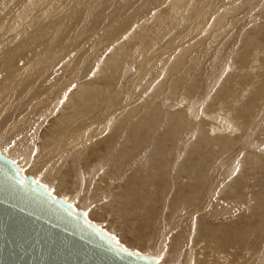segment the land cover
Returning <instances> with one entry per match:
<instances>
[{"label": "rangeland", "instance_id": "rangeland-1", "mask_svg": "<svg viewBox=\"0 0 264 264\" xmlns=\"http://www.w3.org/2000/svg\"><path fill=\"white\" fill-rule=\"evenodd\" d=\"M76 1L77 2L79 1L82 10L83 9L84 10L82 11V13H80L78 15L79 19L74 18V20H78L77 21L78 25H77L76 21H73L71 23L70 26L72 28H71L70 36L69 35L67 36V33H69V32L64 33V34L59 33L60 30H59V28H57L58 26H56V27L54 26L51 29L54 31L56 30L55 32L52 31L53 33L51 31H48L47 29H44V28H48L52 23L53 24L58 23L60 21V19L66 21L67 18L65 17V13L68 11V8L71 10V8H72L71 5H73V4L76 5V3H77ZM81 1H83V0H40L38 2H37V0H35V1L34 0H31V1L30 0L29 1L28 0H0V55L7 50L16 48V45H18L17 48L20 49L21 46H19V43L21 40L27 39L28 36L31 38L33 37L32 39L35 42H33L32 44H33V47L35 46L34 50L37 51L36 54L39 56L37 58H39L40 60L43 59V62H45V59H47V57H48L47 62L51 63L49 65H51L50 68L55 71L54 73L57 75V72H58V73H60V76L62 74V77H64V76L67 77L66 79H63L61 77L62 80H67L68 82H67V86L65 87V89H66L65 92H63L62 94L58 93L60 95L59 99L67 100L66 97L72 96L76 92V90H79L81 88L82 84L86 83V81L89 78H91V79H89V81L92 84V85L90 84V86H95V88L97 87L95 89L96 93H94V96H93V97H95V100L93 101V103L95 104V106L97 105L96 107L94 106L95 109L99 108V106H100L101 108L104 107L107 111L106 105L109 102H113L114 97L117 100L118 99L117 96L123 97V95H124V97L126 96L125 102L124 103L121 102L123 109L124 108L129 109V108L136 107V106L137 107L140 106V109L142 107H146V108H148V110L146 111V108H144L143 112H147L146 115H148L149 119H150L149 114L151 113V111L149 112V110H152V108H153L152 114L154 112L155 116H154V118H153V116H151L152 120H150V125L153 123L155 124V126L157 125L158 120H155V119L160 118V121H162V122L158 123V126H156V127L153 125H151V126L149 125L151 128L152 127L155 128V130L153 129V131H152V129H150L148 127V132H150V133L152 132L151 134L153 136L158 133L157 132L159 129L158 127H160L165 122H167V120H168L166 118L167 116L170 117V115L173 113V111L176 112V111L180 110V111H178L179 114L176 112L178 115L174 113L177 116H174L173 114L171 115V116H173V119H174L173 125L175 126L174 128H176V132L174 133L175 135H173V137L170 138L172 140V142L169 145L164 144L165 146H168V147L170 146L169 147L170 150H169V152L167 151L168 155L165 154L166 157L165 158L163 157L164 159L163 158L161 159L162 167H163V165H165L163 168L161 167L162 172H164V170H166V168L168 169L166 164L169 165L170 162H172V161H174L173 162L174 168L172 167L173 168L172 170H174V171L175 170L180 171L182 168L185 170L186 167L188 168L189 167L188 166V159L186 161H184L186 157H184V159L182 158V156L183 155L185 156V154H186L185 151H187V150H184L185 145L189 146L193 142L202 141L200 143H203V142H206L209 140V143L205 144L206 145L205 152H207V154H206L204 160H202V157L204 155L200 156L201 153H199V156H197L198 154L196 155V157H199L200 160L195 158L194 153H193V155H191V159L194 160V161H192V160L191 161L194 164H195V162H196V164H198V166L196 165L197 172L194 173L195 175L193 174L194 177L191 173L189 174L188 172H185L186 174L188 173L189 176L185 174L187 177L183 176L182 182H179L180 180H178L177 181L179 184V186H178L175 184V182H173L172 179H170V178H173L172 175H171L172 177L166 176V178H164V179H166V180H164V182L166 181L165 182V184H166L165 188L167 190H170V192H168L167 197L164 198L166 200L164 202L165 205L162 202L164 199L162 201L159 200L158 198L156 199V197L159 196V195H156L155 201H156V204H157V202H158V204L155 206V211L156 210L157 211L156 212L155 211L154 212H148L147 215L137 216V217L142 220L143 218L147 219L149 216L152 215L151 216L152 222H151V227H150L151 233H152V231H154L153 226L155 225V223H153V222H159L160 224H162V226L164 225L163 223H166L163 227H166L165 232L169 231L173 227L174 221H175V217L172 219L171 216L174 214V212H176L178 210H180L179 213L182 212L181 208H182V206H184L182 204L172 205V209H171V203L174 200L173 199L174 195L172 194L173 192L171 190H175V189L178 190L179 189L178 190L179 194L181 193V195H195L196 199H199V201H201V199L198 195H203V193L206 190H208V188H210L209 186L213 183V179H212L211 175L214 176L215 173L216 174L223 173V175H225V178L223 176L222 179L219 182H217V186L213 190L214 194L212 193V195H224V194L225 195H239V193H240V195H260V196H258V200H260L259 206L261 208L264 205V201L261 203V201L264 200V188H263V186H264V179H263L264 178V147H263L264 146V135L262 136V133H264L263 132L264 131V128H263L264 127V47H263L264 46V0H186V1L185 0H180V1L179 0H94L93 2H92V0L91 1L85 0V2L83 1L82 3H81ZM104 1L106 3H104ZM30 2H33L31 4L35 3L37 5L34 4L31 6H28L27 4ZM87 2L90 3V6L87 4ZM101 2H103V3H101ZM85 6H86V8H85ZM87 7H88V10H87ZM178 7H179V9H178ZM85 9L87 10V12H85ZM91 12H94V13H91ZM164 12H166V13H164ZM191 12L194 14H192ZM162 13H163V16H162ZM171 13H172V15H171ZM176 13H178V14H176ZM169 14H170V16L168 17ZM82 15H83V17L81 18ZM159 15H160V17H159ZM175 17H176V19H175ZM177 17H178V20H177ZM167 18H169L170 20L168 21ZM172 18H173L174 22H171ZM80 19L82 21H79ZM175 20H176V22H175ZM103 21H105V22H103ZM178 21H180L179 24H178ZM166 22L170 23V24H174V25L170 26V24H167ZM107 25L109 27H107ZM163 26L165 28L164 30L161 29V27H163ZM170 27H171V29H170ZM172 28H174V29H172ZM41 29H42V31H41ZM150 29H152V30H150ZM72 32L75 33L76 36ZM48 33H50L49 36H47ZM31 34H32V36H31ZM52 34H53V36H51ZM71 34H73V36H74V38H76V40L72 39L73 36ZM61 35L63 37H61ZM35 36H37V37H35ZM45 36H47L48 38ZM38 37H40V38L36 42V39H38ZM68 37H71L72 40ZM77 37H78V40H77ZM104 37L105 38L108 37L109 41H108V38L105 39ZM66 38H68V39H66ZM126 39H132L133 41L130 40V42L127 43ZM144 39L146 42L144 41ZM150 39H153L155 42H153V40H150ZM155 39L158 42H156ZM239 39H241V40L239 41ZM124 40H126V42ZM141 40L144 43H147V41L153 42L152 44L154 47L152 46V44L146 47L147 44L142 43ZM244 41L249 42V44L251 41V44H250V46L247 47V49H245V46L243 45ZM70 42H73V43H70ZM95 42H96V44H95ZM103 42H104V44H103ZM156 43H157V46H155ZM89 44H93V45H89ZM122 44H125V46H126L127 55L122 57L120 62L118 61V63H117L118 65H115L114 63L113 64L108 63V60L112 59V56L109 55V52L111 50L115 51V52H113L114 54L116 53V54H120L122 56H123L122 53L126 52V51H123V52L120 51ZM173 44H174V46H173ZM170 45H171V47L172 46L173 47L171 48ZM224 45H227V46H224ZM93 46L94 47L96 46L95 50H94ZM117 46H119L120 48H118ZM259 46L261 49L263 47L261 52L259 51L260 49H258ZM106 47L108 49H106ZM158 47H159V50H160V48L163 49V48L167 47V50L170 48L169 51L171 54L168 55V57H167L164 54L165 52H163V54H164L163 55L162 51H166V49L161 50L159 52V50H157ZM91 48H93V50ZM140 48L142 50H140ZM187 48H190L189 50H187L188 52L185 51V49H187ZM144 49H148V51L145 52ZM154 50H155V53H154ZM156 50L158 51V55L161 54L159 57L160 59H162V57H164L165 60L169 58L166 61L167 65H168V62L170 60H173V61L178 60V58L176 56L181 51L183 52V54H181L182 58H183V55L185 52H186L185 56L188 55V56H186V58L188 57L187 59H189L188 61L184 56V59L186 60V62H184V59H183V61H181V63L179 61L176 64L173 61L172 62L174 64L170 63V66H168V67H170L169 69L172 70L170 74L172 75V78H173V76H174V78L173 79L171 78L172 81L170 79H168L172 82L171 83V82L167 81L166 83L168 85L161 82L160 79H161L162 73H160V72L162 71V69L160 70L159 67H156L154 64V62L159 61L160 59L154 61L152 58V60L154 62H152V60H151V57L156 56V54H157ZM213 50H214V52H213ZM94 51H95V53H94ZM38 52H39V54H38ZM139 52H141V53H139ZM210 52H211V54H210ZM243 52H244L245 58H244V56H240V54L243 55L242 54ZM41 53L43 54V58L40 56ZM84 53H86V54L84 55ZM89 53H91V54L93 53V54L91 55ZM96 53H97V55L101 54L100 63L102 62L101 63L102 65H103V62L106 61V64L104 66H101L102 67L101 69H104V70H99L98 74L94 75V70L97 71L96 68L98 67V64L91 63V65H87V64H90V62H92L91 60H89V62L86 60L87 62H84L85 64L84 63H82V64L78 63V65L75 64L78 61L77 59H79L78 57L82 56V54L84 57H87V55L89 54L88 55L89 57H87V58L91 59V58H94L95 56H97ZM131 54H133L132 56H135V58L131 57ZM136 54H137V56H136ZM138 54H139V56H138ZM152 54H154V55H152ZM148 55H150V56L148 57ZM210 55H212V56H210ZM213 55H215V56H213ZM170 57H171V59H170ZM178 57H179V55H178ZM198 57L200 59L197 62L196 58H198ZM174 58H177V59H174ZM239 59L242 62L246 61V59H247V61H246V63L244 62V64L240 65ZM243 59H244V61H243ZM123 61H125L124 64L126 63V65L123 64ZM129 61L133 62V64H132L133 66L131 65L132 69L128 72L125 69H127V66L131 67ZM144 61H145V64H143ZM147 61H149V63H147ZM161 61H164V60L162 59L159 62H161ZM37 62L39 63V61L36 60L35 63H37ZM186 63L188 65H190L192 63L191 65L194 64L196 67V68H194V65L191 66L190 72L193 71L192 73H190L191 75L194 74V71L197 68L200 71H202V69H204V67H206V69H209L208 71L212 72V74H213L212 76H216L218 74L220 68H222L220 74L218 75V78L215 80V83L211 85V88H210L211 90L209 92L207 91V93H205L206 96L205 95H204V97L200 96L203 92V86H204L205 82L203 79L204 75L202 76V78H200L199 75L202 74L203 72L199 73L200 71L196 70L197 74L195 72V74L193 75V76L196 75L195 76L196 78L191 76V75H189V76L185 75V74L181 75L180 73H178V70H180V68H181L180 65L183 66L185 64V66H187V68L184 67V69H186V70L190 68V67L188 68V65H186ZM221 63H223V64H221ZM141 64H143L144 66ZM151 64H153L152 65L153 66L152 71L154 72V73L152 72L151 74L153 77H155V75L156 76L158 75V77H156V79L152 78L151 75L149 76V74L147 75L148 76V78H147V76H145L146 73L145 74L142 73V71L144 72V70L149 71L152 68ZM177 64H178V66H177ZM201 65H203V66H201ZM89 66H92V67L90 68ZM0 67H1V65H0ZM168 67H167V69H168ZM177 67H180V68H177ZM199 67H201V69ZM65 68H67L68 71L64 72L63 70H65ZM192 68H194V70H192ZM62 71L64 73H67V74L64 75ZM79 71H80V73H78ZM100 71L101 72L103 71V72L101 73ZM148 71H147V73H148ZM175 71H177V72L175 73ZM76 72L78 73V75L82 74L81 77H79L80 75L77 77H73V75ZM177 73L180 74L181 76L178 75ZM1 74L2 73H0V77L2 76ZM139 74L141 76H139ZM90 75H91V77H90ZM104 75L107 77H103ZM136 75H137V77L141 78L142 82L139 81V83H137L138 80H140V79L136 78ZM197 75H198V79H197ZM38 76H40V74L37 75V77ZM68 76H69V78H68ZM100 76H102L103 78H101ZM129 76H130V79L128 78ZM143 76L147 78V81L145 80V78ZM93 77H94V79H93ZM142 77L144 78V80L146 82L143 81ZM131 78L132 79L134 78L135 80L133 79L134 80L133 81ZM149 79L151 80V82ZM128 80L130 82L132 81V84H133V87L131 86L132 88L130 87V84H128ZM157 80H159V82ZM195 80H197V84H199V85H196V82H194ZM29 81H33V84L37 83L32 76L29 77ZM135 81H136V84H134ZM188 81H190V82H188ZM124 82L127 84H125ZM140 82H141V84H140ZM149 82H150V84H149ZM160 82H161V86L165 85L166 87H164V86L160 87L159 86ZM193 82L195 85L192 84ZM208 82H209V80L207 81L205 86L208 84ZM248 82L250 84H248ZM174 83H176V84H174ZM187 83H189L188 86L190 85L189 86L190 88L187 86ZM251 83H252V85H251ZM93 84H95V85H93ZM101 84H103L102 87H100ZM124 84L127 87H125ZM173 84L175 85L174 88H176V89L173 88L170 90L169 87H170V85L173 86ZM137 85H138V88H137ZM84 86H87V85L84 84ZM134 86H135V88H134ZM186 86L188 89L186 88ZM128 87H130V90L132 89L131 90L132 94H131V91L128 90ZM153 87H155V88H153ZM248 87H250V88H248ZM126 88H127V90H126ZM152 88H153V91H155L158 95H156L155 92L151 91ZM161 88H163V89H161ZM184 88H186L185 92L183 91ZM191 88H192V90H191ZM155 89H157L159 92ZM165 89H166V91L168 90V92L165 93L164 92ZM178 89H180V90L183 89L181 91L184 93H182L181 91H179L177 93L176 91ZM186 90L189 92L187 93ZM99 92L104 93V94H101ZM139 92H141V93H139ZM169 92H171V93H169ZM148 93H151V94H148ZM161 93H163V94L160 98L159 94H161ZM213 93H215V94H213ZM222 93H223V95H222ZM138 94H139V96H138ZM153 94L156 95L157 100L161 99V101L156 102V99L155 100L152 99L155 97V96H153ZM165 94H167V95H165ZM163 95L166 97H163ZM191 95L193 96V98L194 97H195V99L197 98L198 102L197 101L195 102V99H193ZM61 96H63V97H61ZM103 96H105L106 98L104 97V99H103ZM167 96L169 97L168 100H170V102L173 100V99L171 100V98L177 99L175 101H179V102H177L175 105H172L173 104L172 103L173 101H172L171 102L172 104H170V106H171L170 107L168 105L169 101H164V99L165 100L167 99ZM187 96L189 99L187 98ZM197 96H200V100L198 99ZM147 97H149L148 100H147ZM181 97H184V100L185 99L186 100L185 101L182 100L183 102H181V99H183ZM236 99H237V101H236ZM251 99H252V101H251ZM104 100H106V101H104ZM119 100L122 101L120 98H119ZM149 100H151V101H149ZM162 100L164 101L163 103H162ZM188 101L189 102L190 101L195 102V103H197V105L196 104H195L196 106L194 104L192 105V102L188 103ZM153 102H155L156 104L155 103L153 104ZM165 102L167 105L164 104ZM186 102L188 105H184ZM249 102L251 104H249ZM199 103H200V106L198 105ZM125 104H127V105L125 106ZM149 104H152L151 105L152 108L149 107L150 106ZM158 104L160 107H158ZM178 104L179 105L181 104V105L179 106ZM59 105H60V103L51 112L57 113V109H58ZM201 105H203V107ZM236 105H237V107H236ZM238 105H240L239 106L240 108L238 107ZM251 105H252V107H251ZM127 106H128V108H126ZM167 106H169V107H167ZM193 106L196 107L195 108L196 112L198 110V113H196L197 116H195V112H194L195 109ZM197 106H199L200 108H198ZM160 108H162V110L166 111L170 115H168L167 113H164V111H161ZM236 108H238V110ZM243 108H245L246 111H243V110H245ZM100 109L95 110V112L100 110ZM120 109H122V108H120ZM115 110L117 111L119 109L117 108ZM191 110H193V111H191ZM199 110H201V111H199ZM189 111H190V113H189ZM202 111H204L203 114L201 113ZM247 111H248V113H247ZM51 112H49V115H48L49 119H48V117H46V120H45L46 122L41 123L39 125L40 127L37 126L38 131L36 130L37 131L36 134L40 138L45 137V135L49 132L48 130H50V127L52 126L51 123H52V119H53V114ZM199 112L201 114H199ZM158 113L162 114V116L160 115V117H158L159 116ZM180 113H182L183 115ZM112 114L115 115V113H112ZM112 114L108 117L110 120L107 118V120L105 121L106 127H104L105 123L102 124L103 128L100 130V133L96 136L103 137V138L107 137L106 134H107L108 128L110 126V124L108 125V123L113 121L114 117H115ZM135 114H137V112ZM214 115L215 116L219 115L220 117L217 116L218 118H216ZM226 115H228V116H226ZM225 116L228 118H226ZM213 117L215 119H217L218 121L215 120ZM225 118H226V120H225ZM230 118L232 119L233 124L235 122L236 125L234 124V126L233 125L230 126L229 123H225L228 121L232 122ZM187 120H189V122ZM224 120H225V122H224ZM181 122H183V123H181ZM186 122H188V123H186ZM178 123H181V125L176 126ZM223 124H225V125L223 126ZM227 124H229V125L226 126ZM237 124L239 125V127H237ZM94 125L96 126L95 123H94ZM94 125L89 130L90 135H91L90 131H93L95 129ZM48 126H49V128L47 130ZM200 126H201V128H200ZM93 127H94V129H93ZM188 127H190V128H188ZM220 127H221V129L226 128V130H225L226 132H224V130H221ZM231 127L234 128V130L231 129ZM199 128L202 130H200ZM44 129H46V130H44ZM261 129H263V130H261ZM258 130H259V133H258ZM260 130L262 133H260ZM45 132H47V133H45ZM228 132H230V133H228ZM249 133H250V135H249ZM258 134H260L261 136ZM175 136H176V139H175ZM256 136H257V138H261V137L262 138L261 139H257V138L255 139ZM53 137H54V135L51 136V139ZM92 138H94V137L90 136V139H92ZM173 138L175 140H173ZM244 138L247 139L246 140L247 144L244 142L245 141V140H243ZM206 139H208V140H206ZM254 139H255V141H254ZM52 140L54 141L55 139H52ZM155 140H158V137ZM260 140H262V141H260ZM53 141L47 145L49 147H52L53 145H51V144L53 143ZM184 141L186 143H184ZM248 141L249 142L254 141L253 143H255V144L257 143V144H256V146L251 145V144L249 145ZM181 142H183V143H181ZM243 142L246 144L245 146H244ZM54 143H55V141H54ZM179 143H180V145H179ZM181 144H184V145L182 146ZM221 144H224V145H221ZM241 145L245 147V148L244 147L242 148L243 151L241 150ZM247 145H248V147H247ZM97 146H100V144H98V145L96 144L95 149L97 148ZM181 146H182V148H181ZM259 146H261L262 148L260 149ZM174 148H176V149H174ZM237 148L240 149V153H238V155H240V156L237 155V158L235 156V158H233V160L231 161L232 163H231L230 162L231 159L227 160L228 158H230V156H228V155H231V153H233L234 149L236 150ZM44 150L46 151V149H44ZM99 151L97 153H99ZM172 151L173 152L175 151V152L173 153ZM179 151H180V154L182 153L181 154L182 160H179V159H181L179 156L180 154H178ZM176 152H177V154H176ZM210 152L212 153V155ZM93 153H95V151ZM170 153L171 154L173 153L172 156ZM209 154H210V156H209ZM32 156H34V155H32ZM170 156H171V159L174 156V159L169 160L168 158ZM207 156H208V158H206ZM208 159H209V161L207 162ZM93 160H94V158H93ZM162 160H166V161L163 162ZM175 161H176V163L177 162H179V163L176 164ZM182 161L185 163H183ZM200 161H202V162L204 161V163L200 164ZM156 162L152 163V165L154 164L155 170L157 169V171H158L159 167L156 168L158 166L157 165L158 162L157 163ZM166 162H168V163H166ZM180 162H182L183 164ZM14 163H17L18 165L20 164V162L18 160H17V162L15 161ZM96 163L97 162H92V164L89 163V165H87V164L82 165V166H80V169L85 166V168H82L81 170L83 171V169H84L85 171H87V169H88L87 166L92 165L91 168L89 167L90 168L89 171L90 170L92 171V169H94L92 167H95ZM205 163L208 165V166H206V167H208V169L205 167V165H206ZM218 163H219V165H218ZM228 163H230V165ZM178 164H179V166H178ZM113 165H115V167L117 166L116 169H118V171H115V172L111 171V169L108 168L109 166L108 167H104V166L101 167V170H100L101 172L100 171L97 172V174H95L96 178L94 177V179H93V181L95 183L94 182H92V183H94V185L91 183L90 187L88 189L89 190L91 189L93 191V189L96 185H98V186L101 185L103 188L104 187L106 189L109 188L108 190H110L111 188H115L117 186L116 187V188H118L117 191L120 192L121 186L123 188V186H125L127 184L126 182H128L127 181L128 180L127 175H125V174L129 173L130 168L128 169V167H127V171H128L127 172L126 168L124 170V168H122V166H121L120 169H123V171L126 172V173L123 172L124 173L123 176L126 179H124V177H122L124 180L123 179L120 180L122 182V184L124 183L123 185L120 183V181H119V183H116V185H114L115 183L112 182L111 179H109V178L114 179V177H113L114 175H112V174H115L117 172L120 173V172H122V170H120L118 168V167H120L119 165H117V164H113ZM181 165H183L184 167H182ZM19 166L21 167V164ZM111 166H112V164H111ZM203 166L205 167L204 172H202L200 169V168H204ZM180 167H181V169H179ZM95 168H97V164H96ZM21 169H23V168L21 167ZM108 169L111 171L110 176H109L110 171ZM137 169H139V168L137 167ZM183 169L181 171H183ZM155 170H154V172H157ZM213 170H214V172H213ZM106 171L108 173H106ZM224 172H226V173L224 174ZM138 173H136V174L138 175ZM227 173H228V175H227ZM105 174L106 175L108 174L107 176H109V178H107L108 181L106 180V182L102 180L103 178H105V176H106ZM120 174H122V173H120ZM100 175H101V177H100ZM190 175H192V176H190ZM86 176H87V174H86ZM86 176H85V179L87 181L85 180V182L83 183V186H87L88 185L87 182H91V181H88L89 176L88 177H86ZM167 177H169V178H167ZM189 177H192V178H189ZM155 179H156V176H155L153 182L155 181ZM168 179H170V180H168ZM109 180L112 183V187L110 185L111 183L109 182ZM192 180L195 182L193 183ZM97 181H98V184H97ZM73 182L76 185L78 184V182L76 183L74 180H73ZM188 182H191L192 184L188 183ZM71 183H72V181H71ZM169 183H172L173 185L169 184ZM182 183L188 184L187 187H186V184L182 185ZM254 183H255V185H254ZM39 184H41V183H39ZM74 184L64 185L63 187H65V188L62 187L63 189L58 191V193H56L55 191L54 192L51 191V192L54 193L55 196H61L65 200H68L69 203L72 202L71 205L73 206V208L78 209L81 206L80 201L82 203V200H80V198L78 199V197L80 196L79 190L77 192V195L73 196V194H72V195H69V197L67 196L68 194H70L69 190L71 193L74 192V189L76 188V185H74ZM119 184H120V186H119ZM49 185H51V184H49ZM49 185H48V187H49ZM57 185H56V183H53L52 186H54V187H52V189H54ZM91 185L93 188L91 187ZM170 185L174 186L175 188L173 189V187ZM101 186H99V187H101ZM157 186L156 187L153 186L152 189L155 191H158V190L154 189V188L159 187V186L158 187ZM184 186H185V188H184ZM81 188H82V186H81ZM71 189H73L72 190L73 192L71 191ZM123 189L121 191H123ZM113 190L114 189H111V191H113ZM181 190H184L183 194H182ZM98 191H100V190H98ZM185 191L187 193H185ZM100 192H99L100 193L99 194L96 190L95 191L96 195H93L94 194L93 193L91 195H88V197L86 199L89 201L90 200L91 201L97 200V197H98L97 201H102L103 199H106V196L102 195V191H100ZM158 192H160V191H158ZM164 192H166V191H164ZM242 192H243V194H242ZM166 194H167V192L163 193L162 195H166ZM209 194H210V192L208 193V195ZM100 196H101V198H99ZM106 200L105 201L103 200L102 202H106ZM111 201H113V200L111 199L110 202ZM160 201H161V203H160ZM102 202L98 203V204L97 203L90 204L91 202H88L89 207H87V209H86L87 211L85 210L83 213L89 221L98 225L102 230H104L105 232L110 234L118 243H120L121 245H123L126 248L134 249V250L139 251V252H144V253H147L148 255H153V253H155L154 249L155 248L157 249V247H158V249L162 250L161 251L162 254L168 253L169 245L166 244V241H164V242L162 241V236H159L156 243H153L154 248L152 247L150 254L146 250V248H148L146 243L139 245V246H141L140 248H139V246H131V245L126 244L125 239L139 236V234H140L139 231L137 229L127 230L123 227L120 228L121 226L119 227V225L114 221L115 218L112 215L110 217H107V216L105 217V215L103 214L105 212L104 208L101 209L102 211L99 209L101 211V214H103L102 217L100 216L101 215L100 214L99 216L94 218V212L95 213L97 212L96 213L97 215L100 213V211H97L98 210L97 206H100V205H102V207L105 206V204L103 205ZM107 202H108V200H107ZM113 203L114 202H111L110 204H113ZM253 206H254V202H253V200H250L249 205H248V209L252 208ZM163 207H164V209H163ZM262 208L264 209V206ZM159 209L161 210V213H159L160 212ZM91 211L93 214L91 213ZM158 213L161 214V216ZM239 213H243V212H239ZM153 214H155L154 215L155 217L153 216ZM157 214L159 215V217ZM163 216H164V219L166 217L167 221L166 220L164 221V219H163L162 220L163 223H162L161 219L163 218ZM157 217L160 218L159 221H157V219H158ZM98 218H100V219H98ZM155 219H156V221H155ZM224 221L225 220L222 219V222H220L219 218L215 219V220H211L209 217H205L203 214H201V219H200L199 215H195V217H194L196 229H202V230L206 229L208 231H209V229H213L215 231H212V232H214L215 234L213 233L212 236H215L216 238H221V236L224 237V235L226 234V230L219 232V230H217L216 228H210V227H216L217 226V227L225 228L224 225H225L226 221L225 222ZM107 223H109V225ZM193 231H194V229H192V231H191V234H193V235H191V238L194 239V232ZM212 232L210 231L209 233H212ZM171 234H173V233H171ZM201 235L202 234L199 235V238L194 239V242L196 243V245L194 246L195 248L193 247V245L189 246L191 248V251L193 252V256L195 257V258L193 257L194 258L193 262L195 264H218L217 262H219V264L229 263V261H226V262L221 261V260L219 261L218 260L219 257L216 254H214V250H212V246H214V243L212 241H209L205 234H203L204 237H202L203 235L202 236ZM170 237H171V235H170ZM225 245L226 244H224V247L219 248V249H231V248L241 249L240 246L237 244H231L230 246H225ZM214 248H216V247H214ZM182 251H184V249H182ZM206 251H208V252H206ZM184 252H186V249ZM214 255H216L215 258L212 257ZM157 258H158L157 260L160 263H162V264L166 263L163 261V258L162 259H160V257H157ZM216 258L218 261L216 260ZM186 259H188V257ZM184 260H185V258L182 261L184 262ZM205 260H206V263L204 262ZM193 262H192V260H188L187 264H193ZM213 262H215V263H213ZM166 264H171V263L167 262Z\"/></svg>", "mask_w": 264, "mask_h": 264}, {"label": "bare ground", "instance_id": "bare-ground-1", "mask_svg": "<svg viewBox=\"0 0 264 264\" xmlns=\"http://www.w3.org/2000/svg\"><path fill=\"white\" fill-rule=\"evenodd\" d=\"M29 1V0H28ZM31 1V0H30ZM35 1V0H34ZM40 1V0H37V2ZM85 2V0H83ZM81 1V3L83 2ZM89 1V0H88ZM91 1V0H90ZM94 0H92L93 2ZM180 1V0H179ZM186 1V0H185ZM70 2V1H69ZM77 2V1H76ZM91 2V3H92ZM33 2H30L28 3L27 5L28 6H31V5H34V4H31ZM97 3V2H96ZM103 3V2H101ZM100 3V4H101ZM104 3H106L104 1ZM185 3V2H184ZM71 4V3H70ZM87 4L90 6V3L87 2ZM37 5V4H35ZM85 5V4H84ZM83 5V6H84ZM103 5V4H102ZM181 5V4H180ZM72 8L71 10L68 8V11L65 13V17L67 18V20H61L56 23V24H51L48 28H44V29H47L48 31H54V30H51L54 26H58L57 28H59V33H67V36L69 35L70 36V33H71V23L73 21H78V20H74V18H78V15L80 13H82V8H81V5L79 3V1L73 5H71ZM88 6V7H89ZM179 6V5H178ZM88 7H87V10H88ZM176 7V6H175ZM86 8V6H85ZM193 8V7H192ZM99 9V8H98ZM97 9V10H98ZM102 9V8H101ZM106 9V8H105ZM179 9V7H178ZM87 10L85 9V12H87ZM90 10V9H89ZM81 11V12H80ZM84 12V13H85ZM169 12V11H168ZM167 12V13H168ZM193 12V11H192ZM191 12V13H192ZM91 13H94V12H91ZM166 13V12H164ZM197 13V12H196ZM178 14V13H176ZM194 14V13H192ZM198 14V13H197ZM196 14V15H197ZM108 15V14H107ZM172 15V13H171ZM181 15V14H180ZM183 15V14H182ZM190 15V14H189ZM87 16V15H86ZM106 16V15H105ZM162 16H163V13H162ZM161 16V17H162ZM170 16V14L168 15V17ZM83 17V15L81 16V18ZM97 17V16H96ZM99 17V16H98ZM160 17V15H159ZM179 17V16H178ZM178 17H177V20H178ZM188 17V16H187ZM180 18V17H179ZM79 19V18H78ZM168 21L170 20L169 18H167ZM176 19V17H175ZM72 20V21H71ZM107 20V19H106ZM79 21H82L81 19ZM157 21V20H156ZM75 22V23H76ZM84 22V21H83ZM88 22V21H87ZM91 22V21H90ZM105 22V21H103ZM171 22H174L173 21V18L171 20ZM176 22V20H175ZM180 21H178V24H179ZM182 22V21H181ZM101 23V22H100ZM160 23V22H159ZM167 23V22H166ZM99 24V23H98ZM167 24H170V23H167ZM166 24V25H167ZM75 25V24H74ZM77 25H78V22H77ZM83 25V24H82ZM160 25V24H159ZM174 24H170V26H173ZM214 26V25H213ZM107 27H109L107 25ZM150 27V26H149ZM160 27V26H159ZM182 27V26H181ZM180 27V28H181ZM74 28V27H73ZM92 28V27H91ZM158 28V27H157ZM56 29V28H55ZM70 29V30H69ZM83 29V28H82ZM85 29V28H84ZM95 29V28H94ZM160 29V28H159ZM161 29H165L164 26L161 27ZM169 29V28H168ZM167 29V30H168ZM171 29V27H170ZM174 29V28H172ZM176 29V28H175ZM99 30V29H98ZM152 30V29H150ZM42 31V29H41ZM56 31V30H55ZM54 31V32H55ZM83 31V30H82ZM159 31V30H158ZM170 31V30H169ZM47 32V31H46ZM81 32V31H80ZM84 32V31H83ZM82 32V33H83ZM36 33V32H35ZM45 33V32H44ZM53 33V32H52ZM73 33V32H72ZM166 33V32H165ZM50 33L47 34V36H49ZM75 34V33H73ZM73 34H71L73 36ZM144 34V33H143ZM146 34V33H145ZM157 34V33H156ZM35 35V34H34ZM38 35V34H37ZM46 35V34H45ZM152 35V34H151ZM206 35V34H205ZM32 36V34H31ZM39 36V35H38ZM42 36V35H41ZM45 36V37H47ZM53 36V34L51 35ZM60 36V35H59ZM66 36V37H67ZM71 36V37H72ZM76 36V34H75ZM159 36V35H158ZM37 37V36H35ZM55 37V36H54ZM61 37H63L61 35ZM71 37H68L71 39ZM106 37V36H105ZM104 37V38H105ZM113 37V36H112ZM139 37V36H138ZM33 38V37H32ZM31 37L28 36L27 39H23L20 41L19 43V46H21L20 49L17 48L18 45H16V48L14 49H10V50H7L5 52H3L1 55H0V73H2L1 77H0V151L1 153L5 154L6 156H9L13 159V161L17 162V160L20 162L21 164V167L23 169H21V173L23 175H26V174H31L34 179L36 181H38V183H41V185H43L44 187H47L49 189V191L51 192H56L58 193V191H60L61 189L65 188L63 187L64 185H68V184H74L73 180L78 184H74L76 185V188L74 189V192L72 191L73 189H71V191L73 193L70 192L69 190V193L67 196L69 197V195H77V192L79 190V197L78 199L80 198V200H82V203L80 201V204L81 206L79 208H81L83 210V212L87 209V207H89V203L88 202H91L90 204L92 203H101L103 200L105 201L106 199V202H102V204L105 206L102 207V205L100 206H97V211H100L102 208H104V215L105 217H110L111 215L115 218L114 221L119 225L120 228H125L127 230H132V229H137L139 231V236L137 237H132V238H127L125 239V243L128 244V245H131V246H139V245H142L143 243H146L148 248H146L147 252H151V249L153 247V243H156L157 239L159 236H162V241H166V244L169 245V251L167 254H162V250L157 249L155 251V253H153V256H155L156 258L157 257H160V259L163 258V261L164 262H170L171 264H187V261L188 260H194V256H193V252L191 251V248L189 246L193 245V247L196 245V243L194 242V239L195 238H199V235L200 234H205L207 236V239L209 241H212L214 243V246H212V250H214V254H216L219 258L218 260L220 261H229V263H225V264H264V209L260 208V200H258V196L260 195H212L213 193V190L215 189V187L217 186V182H219L222 177L224 176L225 178V175H223V173H219V174H214L211 175L212 176V179H213V183L209 186L210 188H208V190H206L203 195H198L201 199V201H199V199H196L195 195H181V193L179 194L178 190H171L174 195L173 197V201L171 203V209H172V205H179V204H182L184 206H182V212L179 213L180 210L174 212V214L171 216V218L173 219L175 217V221H174V225L173 227L165 232V228L166 227H163L166 223H163V219H164V216L163 218L161 219L162 223L164 224L162 226V224H160L159 222H153L155 223V225L153 226L154 228V231H150V227H151V222H152V215L149 216L147 219L146 218H143L142 220L139 219L137 216H144V215H147L148 212H154L155 211V206L158 204H156V199L158 198L159 200H163L164 198L167 197L168 195V192H170V190H167L165 188V182L164 178H166V176H173V178H170L173 180V182H175L176 185L179 186L178 184V180H180L179 182H182V177L183 176H186L188 175V173L190 174H194L195 172H197V169H196V165L198 166V164H195L192 162L194 160L191 159V155H193V153L195 154V158L199 159V157H196L199 156V153H201L200 156H203L202 157V160L205 159V156L207 154V152H205V148H206V145L205 144H208L209 143V138L206 139L208 141L206 142H203V143H200L202 141H198V142H193L191 143L189 146L188 145H185V149L184 150H187L185 151V156L183 155L182 158L186 161L188 159V166L190 167H186L185 170L183 169V171H181V167L179 169H181L180 171L179 170H172L174 167H173V162H170V164H166L168 169L166 168V170H164V172H162L161 170V167H162V162H161V159L165 156V154L168 155L167 151L169 152V147L168 146H165L164 144H170L172 142V140L170 139L171 137H173V135H175L174 133L176 132V128H174L175 126L173 125L174 123V119H173V116H171L172 114L174 116H177L179 113L178 111H173V113L170 115L169 113H167L166 111L162 110L161 111H164V113H167L168 115H170V117H166L168 120L167 122H165L163 125H161L160 127H158V133L155 134L154 136L148 132V127L150 129H153L155 130L154 127H150L151 125L155 126V124H151L150 125V120L151 119V116H153L154 118V112L152 114V111H153V108L151 107L152 104H149L152 108V110H149V112L151 111V113L149 114L150 115V119H149V116L146 115L147 112H143L144 111V108L146 107H142L140 109V106L139 107H132V108H129V109H123V106L121 105V102L124 103L125 102V99H126V96L123 97L122 96H117V100L116 98L114 97L113 98V102H109L106 106H107V111L106 109L103 107L101 108L99 106V108L97 109H100L98 111L95 112V104L93 103V101L95 100V97L94 96V93L95 92V86H90L91 82L89 81V78L86 83L87 86H84V84L81 85V88L79 90H76V92L72 95V96H68L66 97L67 100L65 99H59L60 98V95L59 94H62L63 92H65V87L67 86V80H62L63 79H66L67 77H65L64 75L67 74V73H64L66 71H68L67 68H65V70H63V76L65 77H62V74L60 76V73L57 72V75L54 73L55 71L53 69L50 68L51 64L50 62H47L48 61V57L47 59H45V62H43V59L40 60L39 57L36 53L37 51L34 50V47H33V39ZM40 37H38V39H36V42L39 40ZM48 38V37H47ZM57 38V37H56ZM66 38V39H68ZM108 38V37H107ZM105 38V39H107ZM136 38V37H135ZM140 38V37H139ZM152 38V37H151ZM207 38V37H206ZM51 39V38H50ZM72 39L76 40V38H74V36L72 37ZM71 39V40H72ZM112 39V38H111ZM146 39V38H145ZM144 39V41H145ZM236 39V38H235ZM52 40V39H51ZM70 40V41H71ZM73 40V41H74ZM77 40H78V37H77ZM127 40V43L130 42V40L132 39H126ZM126 40H124L126 42ZM140 40V39H139ZM150 40H153V39H150ZM156 40V39H155ZM241 39H239L240 41ZM68 41V40H67ZM108 41H109V38H108ZM133 41V40H132ZM142 41V40H141ZM169 41V40H168ZM75 42V41H74ZM106 42V41H105ZM146 42V41H145ZM153 42H155L153 40ZM153 42H148L147 43H144L142 41V43L144 44H147V46L151 45ZM156 42H158L156 40ZM162 42V41H161ZM70 43H73V42H70ZM93 43V42H92ZM139 43V42H138ZM232 43V42H231ZM243 43V42H242ZM94 44V43H93ZM93 44H89V45H93ZM96 44V42H95ZM104 44V42H103ZM136 44V43H135ZM210 44V43H209ZM234 44V43H233ZM250 44H251V41H250ZM249 42H245L243 43V45L245 46V49H247L248 46H250ZM138 45V44H137ZM159 45V44H158ZM161 45V44H160ZM229 45V44H228ZM261 45V44H260ZM33 48H32V47ZM104 46V45H103ZM153 46V44H152ZM157 46V43L156 45ZM162 46V45H161ZM167 46V45H166ZM174 46V44H173ZM172 46V47H173ZM224 46H227V45H224ZM87 47V46H86ZM94 47V46H93ZM96 47V46H95ZM95 47H94V50H95ZM110 47V46H109ZM118 48H120L119 46H117ZM154 47V46H153ZM165 47V46H164ZM171 47V45H170ZM171 47V48H172ZM264 47V46H263ZM262 47V49H263ZM138 48V47H137ZM149 48V47H148ZM156 48V47H155ZM213 48V47H212ZM255 48V47H254ZM257 48V47H256ZM86 49V48H85ZM88 49V48H87ZM90 49V48H89ZM93 50V48H91ZM99 49V48H98ZM103 49V48H102ZM106 49H108L106 47ZM166 51H162V54L163 52H165L164 54L168 57V55H170V51L169 49L167 50V47L166 48H160L159 50V47L157 48V50H159V52L161 50H165ZM174 49V48H173ZM176 49V48H175ZM190 48H187L185 49V51L189 50ZM260 49L259 51L261 52V48L259 46ZM110 50V49H109ZM140 50H142L140 48ZM156 50V56H153L151 57V60L153 58V60H158L160 59V55H158V51ZM210 50V49H209ZM216 50V49H215ZM230 50V49H229ZM88 51V50H87ZM120 51L123 52V51H126V46L125 44H122L121 45V48H120ZM138 51V50H137ZM144 51H148V49H144ZM191 51V50H190ZM244 51V50H243ZM257 51V50H256ZM255 51V52H256ZM113 52H115L114 50H111L109 52V55L112 56V59L108 60V63L110 64H115V65H118V61L120 62L121 61V58L126 56L127 55V51L126 52H123V56L120 55V54H114ZM143 52V51H142ZM188 52V51H187ZM214 52V50H213ZM216 52V51H215ZM224 52V51H223ZM95 53V51H94ZM136 53V52H135ZM134 53V54H135ZM141 53V52H139ZM154 53H155V50H154ZM186 53V52H185ZM185 53L183 55V58H182V55L183 52H179L178 55L176 56L178 58V60L176 61H173V60H170L168 62V65H167V60L169 59H166L164 57H162V59L164 61H156L154 62L152 60V62H154L155 66L156 67H159V69L162 71L160 73H162V76H161V82L167 84L166 82H171V78H172V75L170 74L172 70H170L168 66H170V63L174 64L173 62H175V64L179 61L181 63V61H183L184 59V56H185ZM192 53V52H191ZM257 53V52H256ZM39 54V52H38ZM42 54V53H41ZM40 56L43 58V54ZM45 54V53H44ZM86 53H84L85 55ZM91 54V53H89ZM88 54V55H89ZM93 54V53H92ZM91 54V55H92ZM163 54V55H164ZM189 54V53H188ZM211 54V52H210ZM216 54V53H215ZM243 55L240 54V56H244V52L242 53ZM87 55V57H89ZM97 55V53H96ZM130 55V54H129ZM133 54H131V57H134L135 56H132ZM154 55V54H152ZM158 55V56H157ZM181 55V56H180ZM209 55V54H208ZM246 55V54H245ZM100 56L101 54H98L97 56H95L94 58H87V57H84L83 54L82 56H79L77 59L78 61L75 63L76 65H78V63L82 64L84 62H89V60H91L92 62H90V64H87V65H91V63H94V64H98V67L96 68V70H94V75L95 74H98L99 70H104V69H101L102 67L101 66H104L106 64V61L103 62V65L100 63ZM137 56V54H136ZM139 56V54H138ZM150 55H148L149 57ZM188 56V55H186ZM185 56V58H186ZM212 56V55H210ZM215 56V55H213ZM223 56V55H222ZM46 57V56H45ZM91 57V56H90ZM93 57V56H92ZM175 57V56H174ZM196 57V56H195ZM127 58V57H126ZM177 58H174V59H177ZM188 58V57H187ZM186 58V59H187ZM206 58V57H205ZM224 58V57H223ZM243 58V57H242ZM245 58V56H244ZM254 58V57H253ZM124 59V58H123ZM130 59V58H129ZM171 59V57H170ZM197 59V62L198 60L200 59L199 57L196 58ZM209 59V58H208ZM39 61V63H35V61ZM87 60V61H86ZM134 60V59H133ZM147 60V59H146ZM189 59H187L188 61ZM224 60V59H223ZM41 61V62H40ZM137 61V60H136ZM173 61V62H172ZM244 61V59H243ZM247 61V59H246ZM246 61H244L246 63ZM125 61H123V64H124ZM127 62V61H126ZM130 62V61H129ZM128 62V63H129ZM184 62H186V60L184 59ZM196 62V61H195ZM196 62V63H197ZM244 62L240 61L239 59V64L242 65L244 64ZM101 65H100V64ZM127 63V64H128ZM143 63V62H142ZM147 63H149V61H147ZM146 63V64H147ZM151 63V62H150ZM238 63V62H237ZM79 64V65H80ZM85 64V63H84ZM133 64V62H130V66ZM145 64V61L144 63ZM141 64V65H143ZM183 64V63H182ZM192 64V63H191ZM188 65L186 63V65H188V68L189 69H184V67L187 68V66H185V64L183 66H181L180 64V67H177V68H180V70H178V73H180L181 75L185 74V75H191L190 73H192L193 71L190 72L191 70V66L193 65ZM207 64V63H206ZM223 64V63H221ZM220 64V65H221ZM126 65V63L124 64ZM123 65V66H124ZM153 64H151V69L148 71L144 70V72L142 71V73H146L145 76H147L149 74V76L151 75L152 76V70H153ZM167 65V66H166ZM197 65V64H196ZM239 65V66H240ZM81 66V65H80ZM84 66V65H83ZM133 66V65H132ZM132 66L131 67H128L127 66V70L128 72L132 69ZM144 66V65H143ZM149 66V65H148ZM172 66V65H171ZM178 66V64H177ZM203 66V65H201ZM210 66V65H209ZM223 66V65H222ZM82 67V66H81ZM85 67V66H84ZM90 68L92 66H89ZM116 67V66H115ZM122 67V66H121ZM166 67V68H165ZM168 67V69H167ZM208 67V66H207ZM220 67V66H219ZM224 67V66H223ZM114 68V67H113ZM172 68V67H171ZM194 68L195 65H194ZM194 68H192V70H194ZM201 69V67H199ZM203 68V67H202ZM76 69V68H75ZM89 69V68H88ZM115 69V68H114ZM143 69V68H142ZM149 69V68H148ZM221 69L219 70L218 74L216 76H212V72L208 71L209 69H206V67H204V69H202V71H200L198 68L196 70H199L201 72H203L202 74L199 75L200 78H202L203 76V79H204V82L205 84L207 83V81L209 80L208 84L205 86H203V92L202 94L200 95L201 97H204L205 93H207V91L209 92L211 89V85L215 83V80L218 78V75L220 74L221 72ZM224 69V68H223ZM86 70V69H85ZM90 70V69H89ZM141 70V69H140ZM159 70V71H160ZM196 70L194 71V74L196 72ZM212 70V69H211ZM58 71V70H57ZM77 71V70H76ZM81 71V70H80ZM80 71L78 73H80ZM88 71V70H87ZM86 71V72H87ZM155 71V70H154ZM61 72V73H62ZM84 72V71H83ZM101 72V71H100ZM103 72V71H102ZM101 72V73H102ZM105 72V71H104ZM114 72V71H113ZM141 72V71H140ZM156 72V71H155ZM174 72V71H173ZM177 71H175L176 73ZM74 73V72H73ZM76 72L73 77H81L82 74H79ZM85 73V72H84ZM106 73V72H105ZM127 73V72H126ZM125 73V74H126ZM154 73V72H153ZM177 73V74H178ZM251 73V72H250ZM253 73V72H252ZM37 77V75H39ZM122 74V73H121ZM133 74V73H132ZM143 74V75H144ZM157 74V73H156ZM174 74V73H173ZM176 74V75H177ZM178 74V75H180ZM193 74V75H194ZM197 74V72H196ZM93 75V76H94ZM108 75V74H107ZM130 75V74H129ZM155 75V74H154ZM160 75V74H159ZM177 75V76H178ZM180 75V76H181ZM191 75V76H193ZM32 76L35 81L37 83L33 84V81H29V77ZM127 76V75H126ZM135 76V75H134ZM139 76H141L139 74ZM190 76V77H191ZM196 76V75H195ZM193 76V77H195ZM37 77V78H36ZM62 77V78H61ZM91 77V75H90ZM96 77V76H95ZM101 78L103 77H107V76H100ZM99 77V78H100ZM144 77V76H143ZM142 77V78H143ZM158 77V75L155 77L152 76V78H155ZM192 77V78H193ZM69 78V76H68ZM112 78V77H111ZM130 79V76L128 77ZM136 78H139L137 77L136 75ZM145 80L147 81V78L144 77ZM143 78V81H145ZM174 78V76H173ZM172 78V79H173ZM196 78V77H195ZM211 78V79H210ZM73 79V78H72ZM94 79V77H93ZM132 79V78H131ZM134 79V78H133ZM132 79V80H133ZM140 80H138L137 83H139V81H141V78H139ZM151 79V78H150ZM149 79V80H150ZM170 79V80H168ZM191 79V78H190ZM197 79H198V75H197ZM202 79V80H203ZM240 79V78H239ZM101 80V79H100ZM99 80V81H100ZM135 80V79H134ZM133 80V81H134ZM152 80V79H151ZM150 80V82H151ZM189 80V79H188ZM221 80V79H220ZM59 81V82H58ZM92 81V80H91ZM109 81V80H108ZM145 81V82H146ZM153 81V80H152ZM159 82V80H157ZM187 81V80H186ZM199 81V80H198ZM231 81V80H230ZM263 81V80H262ZM142 82V81H141ZM140 82V84H141ZM149 82V84H150ZM161 82H160V87H166L165 85H162L161 86ZM190 82V81H188ZM194 82H196V85H199L197 84V80H195ZM194 82L192 84H194ZM203 82V81H202ZM125 83V82H124ZM172 83V82H171ZM199 83V82H198ZM127 84V83H125ZM124 84L125 87H127L126 85ZM128 84H130V87L132 86L133 87V84H132V81L130 82L128 80ZM132 84V85H131ZM136 84V81L135 83ZM158 84V83H157ZM176 84V83H174ZM173 84V86L170 85L169 89H173L175 87V85ZM189 83H187V86H188ZM203 84V83H202ZM248 84H250L248 82ZM92 85V84H91ZM95 85V84H93ZM148 85V84H147ZM168 85V84H167ZM195 85V84H194ZM252 85V83H251ZM97 86V85H96ZM103 84H101L100 87H102ZM120 86V85H119ZM140 86V85H139ZM149 86V85H148ZM186 86V88H187ZM190 86V85H189ZM188 86V87H189ZM192 86V85H191ZM223 86V85H222ZM99 87V86H98ZM130 87H128V90H130ZM131 87V88H132ZM144 87V86H143ZM158 87V86H157ZM181 87V86H180ZM185 87V86H184ZM105 88V87H104ZM135 88V86H134ZM133 88V89H134ZM137 88H138V85H137ZM155 88V87H153ZM153 88L151 91H153ZM159 88V87H158ZM157 88V89H158ZM168 88V87H167ZM166 88V89H167ZM178 88V87H177ZM181 89L185 92V89ZM190 88V87H189ZM194 88V87H193ZM244 88V87H243ZM250 88V87H248ZM146 89V88H145ZM155 89V90H157ZM163 89V88H161ZM165 89V93L168 92V90L166 91ZM176 89V88H174ZM188 89V88H187ZM127 90V88H126ZM132 90V89H131ZM130 90V91H131ZM160 90V89H159ZM180 89H178L176 92L178 93L179 91H181ZM192 90V88H191ZM248 90V89H247ZM101 91V90H100ZM129 91V92H130ZM134 91V90H133ZM139 91V90H138ZM158 91V90H157ZM174 91V90H173ZM187 91V90H186ZM254 91V90H253ZM98 92V91H97ZM155 92V91H153ZM152 92V93H153ZM159 92V91H158ZM182 92V91H181ZM182 92V93H184ZM189 91H187L188 93ZM217 92V91H216ZM223 92V91H222ZM250 92V91H249ZM59 93V94H58ZM101 93V92H99ZM141 93V92H139ZM143 93V92H142ZM171 93V92H169ZM175 93V92H174ZM257 93V92H256ZM98 94V93H97ZM101 94H104V93H101ZM131 94H132V91H131ZM148 94H151V93H148ZM156 95H158L156 92H155ZM163 93L159 94L160 95V98L162 96ZM191 94V93H190ZM193 94V93H192ZM215 94V93H213ZM64 95V94H63ZM99 95V94H98ZM156 95L153 94V96L156 97ZM167 95V94H165ZM185 95V94H184ZM223 95V93H222ZM240 95V94H239ZM243 95V94H242ZM252 95V94H251ZM102 96V95H101ZM100 96V97H101ZM130 96V95H129ZM139 96V94H138ZM152 96V95H151ZM150 96V97H151ZM152 96V97H153ZM170 96V95H169ZM179 96V95H178ZM181 96V95H180ZM192 96V95H191ZM200 96H197L198 99L200 100ZM206 96V95H205ZM244 96V95H243ZM253 96V95H252ZM63 97V96H61ZM105 96H103V99H104ZM136 97V96H135ZM152 98V99H156V102L158 101H161V99L157 100V97L156 98ZM163 97H166L163 95ZM174 97V96H173ZM190 97V96H189ZM102 98V97H101ZM106 98V97H105ZM119 98L122 100L120 101ZM149 97H147V100H148ZM168 96H167V99L164 101H169V106L170 104L172 105H175L177 102L179 101H175L177 99H174V98H171V101L168 100ZM176 98V97H175ZM178 98V97H177ZM183 99H181V102L185 101L184 100V97H181ZM188 98V96H187ZM193 98V96H192ZM241 98V97H240ZM249 98V97H248ZM247 98V99H248ZM253 98V97H252ZM180 99V98H179ZM189 99V98H188ZM195 99V97L193 98ZM238 99V98H237ZM236 99V101H237ZM246 99V100H247ZM183 100V101H182ZM240 100V99H239ZM238 100V101H239ZM106 101V100H104ZM151 101V100H149ZM153 101V100H152ZM162 100V103L164 102ZM197 101V98L195 99V102ZM204 101V100H203ZM202 101V102H203ZM241 101V100H240ZM252 101V99H251ZM147 102V101H146ZM192 101H188V103H191ZM195 102H192V105L196 104ZM198 102V101H197ZM60 103V105L58 106V109H57V113H52L51 111ZM155 102H153L154 104ZM240 103V102H239ZM93 104V105H92ZM156 104V103H155ZM166 104V102L164 103ZM182 104V103H181ZM180 104V105H181ZM249 104H251L249 102ZM127 104H125L126 106ZM142 105V104H141ZM161 105V104H160ZM167 105V104H166ZM165 105V106H166ZM179 105V104H178ZM179 105V106H180ZM184 105H188L187 102L184 104ZM195 105V106H196ZM200 106V103L198 104ZM95 106V107H94ZM124 106V107H125ZM167 106V107H169ZM199 106H197L198 108H200ZM203 107V105H201ZM233 106V105H232ZM235 106V105H234ZM240 105H238L239 107ZM246 106V105H245ZM156 107V106H155ZM158 107L159 104H158ZM171 107V106H170ZM191 107V106H190ZM194 107V106H193ZM192 107V108H193ZM205 107V106H204ZM237 107V105H236ZM252 107V105H251ZM119 109V110H115V109ZM122 108V109H120ZM128 108V106L126 107ZM196 107H194L195 109ZM197 108V109H198ZM240 108V107H239ZM170 109V108H169ZM190 109V108H189ZM188 109V110H189ZM232 109V108H231ZM238 110V108H236ZM245 109V108H243ZM252 109V108H251ZM148 110V108H146V111ZM250 110V109H249ZM156 111V110H155ZM183 111V110H182ZM193 111V110H191ZM201 111V110H199ZM243 111H246L243 110ZM49 112H51L53 114V119H52V126L50 127V130H48L49 126L47 127V130L49 131L45 137L43 138H40L37 136L36 132L38 131L37 130V126H39L41 123L43 122H46V117H48L49 115ZM137 112V114H135ZM187 112V111H186ZM195 112V116L196 113H198V110L196 112V109L194 110ZM204 111H202L201 113L203 114ZM216 112V111H215ZM222 112V111H221ZM236 112V111H235ZM251 112V111H250ZM112 113H115V115H113ZM162 113V112H161ZM177 115H175V114ZM190 113V111H189ZM193 113V112H192ZM199 112V114H201ZM248 113V111H247ZM113 115L115 116L114 117V120L111 121L110 123H108V125L110 124L109 128H108V131H107V137L103 138V137H98L96 135H98L100 133V130L103 128L102 124L105 123V121L107 120V118L110 116V115ZM152 114V115H151ZM182 114V113H180ZM230 114V113H229ZM228 114V115H229ZM233 114V113H232ZM158 117H160V115L162 116V114L158 113ZM183 115V114H182ZM191 115V114H190ZM226 115V116H228ZM181 116V115H180ZM194 116V117H195ZM213 116V115H212ZM215 116V115H214ZM218 117H220L219 115H217ZM217 116H215L216 118H218ZM225 116V117H226ZM232 116V115H231ZM207 117V116H206ZM165 118V117H164ZM175 118V117H174ZM182 118V117H181ZM180 118V119H181ZM196 118V117H195ZM214 118V117H213ZM228 118V117H226ZM225 118V120H226ZM49 119V117H48ZM50 119V120H51ZM55 119V120H54ZM109 119V118H108ZM177 119V118H176ZM215 119V118H214ZM231 119V118H230ZM229 119V120H230ZM110 120V119H109ZM108 120V121H109ZM155 120H158L157 122V125L158 126V123L162 122L160 121V118L159 119H155ZM190 120V119H189ZM189 120H187L189 122ZM217 120V119H215ZM224 120V122H225ZM218 121V120H217ZM223 121V120H222ZM228 121V120H227ZM232 121V119H231ZM164 122V121H163ZM177 122V121H176ZM179 122V121H178ZM186 122V123H188ZM223 122V123H224ZM94 123L96 124V126L94 125ZM152 123V122H151ZM183 123V122H181ZM181 123H178L176 126H179L181 125ZM225 123H229L230 126H234L233 124V121L230 122H225ZM45 124V123H44ZM229 124H227L226 126H228ZM258 124V123H257ZM48 125V124H47ZM50 125V124H49ZM94 125L93 127V131H90L91 135L89 134V130L90 128H92V126ZM150 125V126H149ZM200 125V124H199ZM225 124H223L224 126ZM236 125V124H235ZM155 126V127H156ZM188 126V125H187ZM192 126V125H191ZM258 126V125H257ZM40 127V126H39ZM43 127V126H42ZM106 127V123H105V126ZM181 127V126H180ZM183 127V126H182ZM199 127V126H198ZM222 127V126H221ZM220 127V129H221ZM237 127H239V125L237 124ZM190 128V127H188ZM201 128V126H200ZM199 128V129H200ZM258 128V127H257ZM264 128V127H263ZM204 129V128H203ZM228 129V128H227ZM231 129L234 130V128L231 127ZM239 129V128H238ZM259 129V128H258ZM37 130V131H36ZM46 130V129H44ZM157 130V129H156ZM202 130V129H200ZM221 130H224V132H226V128L224 129H221ZM229 130V129H228ZM249 130V129H248ZM263 130V129H261ZM260 130V133H262ZM205 131V130H204ZM236 131V130H235ZM234 131V132H235ZM191 132V131H190ZM193 132V131H192ZM201 132V131H200ZM222 132V131H221ZM264 132V131H263ZM54 133V134H53ZM230 133V132H228ZM240 133V132H239ZM253 133V132H252ZM258 133H259V130H258ZM236 134V133H235ZM248 134V133H247ZM54 137L52 139H55V143L54 141L51 139V136ZM188 135V134H187ZM232 135V134H231ZM245 135V134H244ZM250 135V133H249ZM260 135V134H258ZM257 135V136H258ZM264 135V133H262V136ZM90 136L91 137H94L92 139H90ZM96 136V137H95ZM183 136V135H182ZM253 136V135H252ZM257 136L255 137V139L257 138ZM261 136V135H260ZM158 137V140H155L156 138ZM249 137V136H248ZM251 137V136H250ZM259 137V136H258ZM178 138V137H177ZM187 138V137H186ZM247 138V137H246ZM262 138V137H261ZM261 138H257V139H261ZM51 139V140H50ZM90 139V140H89ZM175 139H176V136H175ZM173 138V140H175ZM204 139V138H203ZM220 139V138H219ZM253 139V138H252ZM254 139V141H255ZM178 140V139H177ZM216 140V139H215ZM245 140L244 142L246 143V140L247 139H243ZM53 141V143L51 145H53L52 147H49L47 144L51 143ZM254 141L252 142H249V145H255V143H253ZM258 141V140H257ZM262 141V140H260ZM259 141V142H260ZM174 142V141H173ZM244 144V146L247 144ZM103 145H102V144ZM183 143V142H181ZM184 143H186L184 141ZM224 143V142H223ZM96 144H100V146H97V148L95 149L96 147ZM177 144V143H176ZM180 145V143H179ZM182 146L184 144H181ZM221 145H224V144H221ZM262 145V144H261ZM178 146V145H177ZM181 146V148H182ZM241 145V150L242 148L244 147ZM172 147V146H171ZM180 147V146H179ZM223 147V146H222ZM248 147V145H247ZM246 147V148H247ZM250 147V146H249ZM260 149L262 148L261 146H259ZM264 147V146H263ZM177 148V147H176ZM174 148V149H176ZM184 148V147H183ZM240 148V147H239ZM237 148L236 150L234 149L233 153H231V155H228L230 156V158H228L227 160H230V162L233 160V158H237V155L238 153H240V149ZM245 148V147H244ZM46 149V151L44 150ZM172 149V148H171ZM248 149V148H247ZM250 149V148H249ZM97 150V151H96ZM100 150V151H99ZM173 150V149H172ZM180 150V149H179ZM207 150V149H206ZM251 150V149H250ZM258 150V149H257ZM7 151V152H6ZM95 151V153H93ZM99 151V153H97ZM243 151V150H242ZM6 152V153H5ZM171 152V151H170ZM173 152V151H172ZM175 152V151H174ZM173 152V153H174ZM214 152V151H213ZM35 153V154H34ZM172 153V154H173ZM211 153V152H210ZM171 154V153H170ZM169 154V155H170ZM171 154V156H172ZM177 154V152H176ZM175 154V155H176ZM178 154H180V151L178 152ZM182 154V153H181ZM181 154L179 155L180 158H181ZM34 155V156H32ZM212 155V153H211ZM171 156L168 158L169 160H172L174 159V156L173 158L171 159ZM178 156V155H177ZM210 156V154H209ZM240 156V155H238ZM32 157V158H31ZM94 160H93V158ZM163 158V159H164ZM179 159V160H182ZM208 158V156L206 157ZM240 158V157H239ZM177 159V158H176ZM222 159V158H221ZM245 159V158H244ZM251 159V158H250ZM249 159V160H250ZM167 160V159H166ZM166 160H162L163 162H165ZM192 160V161H191ZM200 160V159H199ZM158 163H157V162ZM168 161V160H167ZM206 161V160H205ZM209 161V159L207 160V162ZM220 161V160H219ZM222 161V160H221ZM92 162H97V168L96 167V164H95V167H92L94 169H92V171L90 172L89 169L91 168V164ZM156 162L157 163V167L158 168V171L157 169L155 170V166L154 164L152 165V163ZM183 162V161H182ZM180 162V163H182ZM89 163H91L90 165L91 166H87L89 165ZM155 163V164H156ZM168 163V162H166ZM176 163V161H175ZM179 163V162H177ZM176 163V164H177ZM185 163V162H183ZM182 163V164H183ZM201 163H204V161H200V164ZM232 163V162H231ZM17 164V163H16ZM19 164V165H20ZM87 164V171H85L83 169V171L81 170L82 168H85L82 167L80 169V166L82 165H85ZM112 164V166H111ZM113 164H117L119 165L120 167H118L119 169L121 168H126V171H127V167L129 169V173L125 174L127 175V181L125 184V186H123V189L122 186H121V190L123 189V191L118 190V188H111V189H114L113 191L108 190L106 189L105 187L103 188L101 185V187H99L98 185H96L93 189V191L90 189H88L90 187V184L93 181L94 177L96 176L95 174H97V172H99L101 170V167H108L111 169V171H118V169H116L115 165ZM121 164V165H120ZM206 164V163H205ZM230 165V163H228ZM204 165V164H203ZM219 165V163H218ZM225 165V164H224ZM154 166V167H153ZM165 165H163L164 167ZM179 166V164H178ZM182 167H184L183 165H181ZM187 166V165H186ZM202 166V165H201ZM208 166L207 164L205 165V167ZM90 167V168H89ZM137 167L139 169H137ZM162 167V168H163ZM173 167V168H172ZM204 167V166H203ZM205 167L204 168H200L202 172H204L205 170ZM225 167V166H224ZM228 167V166H227ZM135 168V169H134ZM176 168V167H175ZM208 169V167H206ZM229 168V167H228ZM137 169V170H136ZM165 169V168H164ZM227 169V168H226ZM225 169V170H226ZM109 170V169H108ZM122 170V174H120L119 172L115 173V174H112L114 175V179L112 178H109L110 174H111V171L109 172V176H105V178H103L102 180L106 182L107 178L111 179L112 182H114L113 184L116 185V183H119L120 180H122L124 177L123 176V169H120ZM157 171V172H154ZM224 170V171H225ZM89 171V172H88ZM139 173H138V172ZM174 171V172H173ZM228 171V170H227ZM101 172V171H100ZM113 172V173H114ZM128 172V171H127ZM147 172V173H146ZM154 172V173H153ZM185 172H188L187 174ZM214 172V170H213ZM223 172V171H222ZM103 173V172H102ZM105 173V172H104ZM106 173H108L106 171ZM126 173V172H125ZM138 173V175L136 174ZM218 173V172H217ZM226 172H224L225 174ZM87 174V176H86ZM99 174V173H98ZM186 174V175H185ZM190 175V176H192ZM195 175V174H194ZM193 175V177H194ZM228 175V173H227ZM85 176L88 177V181H91V182H87L88 185L87 186H83V183L85 182ZM156 176V179L155 181L153 182L154 178ZM171 176V177H172ZM189 176V175H188ZM101 177V175H100ZM103 177V176H102ZM112 177V176H111ZM167 177V178H169ZM187 177V176H186ZM185 177V178H186ZM96 178V177H95ZM189 178H192V177H189ZM124 179H126L124 177ZM123 179V180H124ZM168 179V180H170ZM264 179V178H263ZM101 180V179H100ZM194 180V179H193ZM192 180V181H193ZM72 181V183H71ZM87 181V180H86ZM102 181V182H103ZM108 181V180H107ZM187 181V180H186ZM190 181V180H189ZM101 182V181H100ZM110 182V180H109ZM124 182V181H123ZM168 182V181H167ZM170 182V181H169ZM172 182V181H171ZM195 181H193L194 183ZM53 183H56V187L54 189H52V186ZM95 183V182H94ZM94 183H92L94 185ZM111 183V182H110ZM120 183L122 184V182L120 181ZM188 183H191V182H188ZM51 184V185H49ZM97 184H98V181H97ZM105 184V183H104ZM108 184V183H107ZM106 184V185H107ZM124 184V183H123ZM122 184V185H123ZM153 184V185H152ZM169 184H172V183H169ZM168 184V185H169ZM183 184H186V183H182ZM192 184V183H191ZM49 185V187H48ZM82 188H81V186ZM85 185V184H84ZM105 185V186H106ZM111 187H112V183L110 184ZM118 185V184H117ZM159 187H158V186ZM173 185V184H172ZM170 185V186H172ZM181 185V186H182ZM188 184H186V187H187ZM255 185V183H254ZM120 186V184H119ZM154 187H158V188H154L158 191H155L153 190L152 188ZM193 186V185H192ZM63 187V188H62ZM72 187V186H71ZM92 187V185H91ZM173 189L175 188L174 186H172ZM190 187V186H189ZM69 188V187H68ZM93 188V187H92ZM171 188V187H170ZM169 188V189H170ZM185 188V186H184ZM264 188V186H263ZM81 189V190H80ZM165 189V190H164ZM190 189V188H189ZM199 189V188H198ZM237 189V188H236ZM97 190V192L99 193L100 191H102V195H105L106 196V199H101L102 201H97L98 200V197H97V200H93V201H89L87 200L86 198L88 197V195H96L95 194V191ZM100 190V191H98ZM191 190V189H190ZM203 190V189H202ZM63 191V190H62ZM92 191V192H91ZM166 191L167 194L166 195H162L163 193H166L164 192ZM183 191L184 190H181L182 194H183ZM51 192V193H52ZM65 192V191H64ZM68 192V191H67ZM210 192V194L208 195V193ZM239 192V191H238ZM255 192V191H254ZM101 193V192H100ZM99 193V194H100ZM185 193H187L185 191ZM258 193V192H257ZM256 193V194H257ZM54 195V193H52ZM151 194V195H150ZM153 194V195H152ZM214 194V193H213ZM243 194V192H242ZM255 194V193H254ZM64 195V194H63ZM66 195V194H65ZM98 195V194H97ZM156 195H159L156 197L155 199V196ZM171 195V194H170ZM55 196V195H54ZM164 196V197H163ZM197 196V195H196ZM197 196V197H198ZM103 197V196H102ZM262 197V196H261ZM101 198V196L99 197ZM73 199V198H72ZM75 199V198H74ZM113 200L111 202H114L113 204H110V200ZM77 200V199H76ZM75 200V201H76ZM250 200H253L254 202V206L252 208H249L248 209V205H249V202ZM160 201V203H161ZM166 200L164 199L162 202L164 204ZM264 200L261 201V203L263 202ZM72 203V202H71ZM70 203V204H71ZM76 204V203H75ZM95 205V204H94ZM165 205V204H164ZM96 206V205H95ZM162 206V205H161ZM158 207V206H157ZM175 207V206H174ZM78 208V207H77ZM94 208V207H93ZM89 209V208H88ZM100 209V210H99ZM164 209V207H163ZM147 212H146V211ZM160 210V209H159ZM87 211V210H86ZM102 211V210H101ZM101 211L100 213L97 215L95 212H94V218L99 216L101 214ZM157 211V210H156ZM155 211V212H156ZM163 211V210H162ZM159 212V211H158ZM239 212H243V213H239ZM92 213V211H91ZM161 213V210L160 212ZM158 213V214H159ZM165 213V212H164ZM179 213V214H178ZM93 214V213H92ZM101 214L100 216L102 217ZM150 214V213H149ZM157 214V215H158ZM201 214H203L205 217H209L211 220H215V219H218L219 218V221L222 222V219H224L225 221V228L223 227H210V228H216L217 230L220 231H225L226 230V234L224 235V237L221 236V238H216L215 236H212L214 232L212 231H215L213 229H209L208 230H202V229H196L195 228V222H194V217L195 215H199L200 219H201ZM155 214H153L154 216ZM161 216V214H159ZM158 215V217H159ZM165 215V214H164ZM166 216V215H165ZM155 217V216H154ZM157 217V218H158ZM100 219V218H98ZM146 219V220H145ZM111 220V219H110ZM154 220V219H153ZM160 218L157 219V221H159ZM166 220V217L164 219V221ZM193 220V221H192ZM113 221V222H114ZM156 221V219H155ZM167 221V220H166ZM199 221V220H198ZM104 222V221H103ZM112 222V223H113ZM109 225V223H107ZM107 226V225H106ZM163 227V228H162ZM208 227V226H207ZM192 229H194V239L191 238V231ZM126 231V230H125ZM212 232V233H209V232ZM128 232V231H127ZM126 233V232H125ZM173 233V234H171ZM127 234V233H126ZM215 234V233H214ZM128 235V234H127ZM171 235V237H170ZM201 235V236H202ZM220 236V235H219ZM204 237V235L202 236ZM160 240V239H159ZM196 241V240H195ZM201 243V242H200ZM228 243V244H227ZM224 244H226L225 246H230L231 244H237L240 246V248L242 249H236V248H231V249H219V248H222L224 247ZM163 245V244H162ZM160 246V245H159ZM165 246V245H164ZM198 246V245H197ZM206 246V245H205ZM208 246V245H207ZM141 246H139L140 248ZM162 247V246H161ZM200 247V246H199ZM210 247V246H209ZM216 247V248H214ZM154 248V247H153ZM195 248V247H194ZM182 249H186V252L182 251ZM197 249V248H196ZM199 249V248H198ZM143 250V249H142ZM221 250V251H220ZM208 252V251H206ZM147 254V253H145ZM211 254V253H210ZM212 256L213 258H215V256ZM163 256V257H162ZM168 256V257H167ZM188 257V259H186ZM194 257V258H193ZM185 258L184 262L182 261L183 259ZM212 258V259H213ZM158 259V258H157ZM165 259V260H164ZM207 260V259H206ZM206 260L204 261L206 263ZM210 260V259H209ZM217 260V258H216ZM217 260V261H218ZM202 262V261H201ZM212 262V261H211ZM165 263V264H166ZM208 263V262H207ZM215 263V262H213ZM219 264V262H217ZM193 264H195L193 262Z\"/></svg>", "mask_w": 264, "mask_h": 264}, {"label": "water", "instance_id": "water-1", "mask_svg": "<svg viewBox=\"0 0 264 264\" xmlns=\"http://www.w3.org/2000/svg\"><path fill=\"white\" fill-rule=\"evenodd\" d=\"M0 264H162L53 196L0 151Z\"/></svg>", "mask_w": 264, "mask_h": 264}]
</instances>
